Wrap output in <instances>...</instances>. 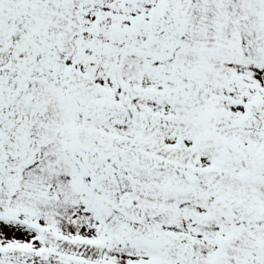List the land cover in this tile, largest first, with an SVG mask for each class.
Here are the masks:
<instances>
[{
  "label": "snow or ice",
  "instance_id": "obj_1",
  "mask_svg": "<svg viewBox=\"0 0 264 264\" xmlns=\"http://www.w3.org/2000/svg\"><path fill=\"white\" fill-rule=\"evenodd\" d=\"M0 264H264V0H0Z\"/></svg>",
  "mask_w": 264,
  "mask_h": 264
}]
</instances>
